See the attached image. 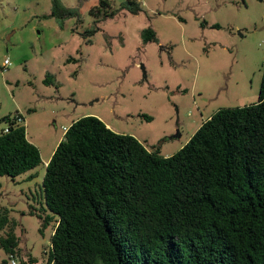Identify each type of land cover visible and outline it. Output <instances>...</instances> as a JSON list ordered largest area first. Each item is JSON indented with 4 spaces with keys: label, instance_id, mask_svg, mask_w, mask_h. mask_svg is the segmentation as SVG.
<instances>
[{
    "label": "rangeland",
    "instance_id": "1",
    "mask_svg": "<svg viewBox=\"0 0 264 264\" xmlns=\"http://www.w3.org/2000/svg\"><path fill=\"white\" fill-rule=\"evenodd\" d=\"M108 1L116 15L104 19L91 13L99 0H0V133L22 114L42 158L0 177V239L19 245L13 256L0 246V264L47 263L57 216L43 181L64 127L94 116L170 157L220 109L259 101L264 0Z\"/></svg>",
    "mask_w": 264,
    "mask_h": 264
},
{
    "label": "trees",
    "instance_id": "2",
    "mask_svg": "<svg viewBox=\"0 0 264 264\" xmlns=\"http://www.w3.org/2000/svg\"><path fill=\"white\" fill-rule=\"evenodd\" d=\"M110 9L99 0L91 13L106 19L116 15ZM5 121L0 177L15 178L42 158L25 126ZM43 185L57 216L46 264H264V76L258 103L220 109L170 157L83 117L59 143ZM8 225L1 209L0 231ZM0 246L19 251L12 232Z\"/></svg>",
    "mask_w": 264,
    "mask_h": 264
},
{
    "label": "built area",
    "instance_id": "3",
    "mask_svg": "<svg viewBox=\"0 0 264 264\" xmlns=\"http://www.w3.org/2000/svg\"><path fill=\"white\" fill-rule=\"evenodd\" d=\"M11 65H12V63H11V61H10L9 59H6V60L4 61V66H5L6 68L10 67ZM13 120H14V122H15L17 125H21V126H23L24 123H25V120H24L22 114H19V113L16 114V115L13 117ZM7 131H8V128L5 129V132H7ZM63 131H64L65 134H66V132L68 131V128L64 127V128H63ZM12 256H13V255H12ZM12 264H16V261H12Z\"/></svg>",
    "mask_w": 264,
    "mask_h": 264
},
{
    "label": "crops",
    "instance_id": "4",
    "mask_svg": "<svg viewBox=\"0 0 264 264\" xmlns=\"http://www.w3.org/2000/svg\"><path fill=\"white\" fill-rule=\"evenodd\" d=\"M6 129V128H5ZM4 130V129H3Z\"/></svg>",
    "mask_w": 264,
    "mask_h": 264
}]
</instances>
